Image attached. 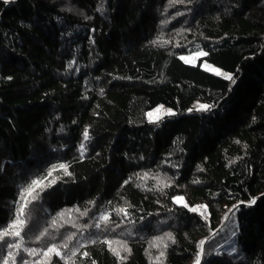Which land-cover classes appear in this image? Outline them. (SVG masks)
<instances>
[{"label": "trees", "instance_id": "obj_1", "mask_svg": "<svg viewBox=\"0 0 264 264\" xmlns=\"http://www.w3.org/2000/svg\"><path fill=\"white\" fill-rule=\"evenodd\" d=\"M197 51L209 55L180 59ZM196 101L214 107L196 111ZM158 105L175 115L149 122ZM85 128L92 139L81 157ZM57 163L69 164L72 177L54 172L56 183L26 209L27 247L60 244L75 232L70 247L86 244L76 264H193L205 240L201 264H264V0H0V222L14 218L20 188ZM125 201L135 224L81 227L102 211L120 223L112 209ZM184 203L206 205L203 217ZM62 210L72 211L57 216ZM165 233L175 242L164 237L157 261L153 238ZM105 237L128 241L126 260L101 243ZM6 253L0 247V257Z\"/></svg>", "mask_w": 264, "mask_h": 264}, {"label": "snow or ice", "instance_id": "obj_2", "mask_svg": "<svg viewBox=\"0 0 264 264\" xmlns=\"http://www.w3.org/2000/svg\"><path fill=\"white\" fill-rule=\"evenodd\" d=\"M10 0H3L4 4H8ZM184 3L185 0H169L170 4L174 3ZM188 2H191V0H188ZM97 11L103 12V3L97 8ZM177 15H183V13L177 12ZM219 18V17H217ZM85 19H90V17H85ZM162 23H167V21H162ZM209 55L208 52H202L197 51L196 55L192 56L191 59L185 56H181L180 59L183 60L185 63H192L193 61L199 59L200 57H207ZM75 61H70L69 66H71L72 63ZM206 71H212L216 76H222L225 80L230 81L231 84L236 83L235 77L228 72L221 71L220 68H213L212 65L205 63L204 65ZM9 80L12 79V77H8ZM103 91V89H101ZM214 105L209 104H202L198 103L197 107L195 108L196 111H209ZM164 111V113L168 116L175 115L173 110L171 108L164 109L163 105H159L157 108H155L153 111H150L146 113L149 122H158L161 119V111ZM189 112L193 111V109H188ZM92 139V137L89 134V131L87 128L83 131V140L79 145V153L81 157L85 154L87 151V145L85 142H88ZM141 159H143L141 157ZM175 167V165H173ZM70 165L67 163H57L52 164L46 171V175L40 176L37 178L32 179L26 186H22L19 190V201L15 204V213L14 218L9 217L7 222H0V242H4L3 244H0V247H4L6 245L7 253L3 257H0V264H53L52 257L56 256L59 258V261H63V264H76L75 257L77 255V252H79L81 249L86 247L85 243H79L78 247H70V243L74 237L76 236V233L73 232L70 235L66 236L64 240L57 244L55 242L48 244L45 248H35V247H27L24 245V237L22 236V232H24L26 226L29 223L26 209L28 206L33 202L37 201L40 198V193L43 192L45 189L52 187L56 183V179H50L53 177V173L57 171H62L65 176L72 177V173L69 171ZM149 173L145 172L143 174L141 173H134L133 176H135L137 179H144L147 177ZM133 176H129L127 180H124V184H128L130 180L133 179ZM153 179L157 180V183L159 184L161 182V178L159 176H154ZM198 182V181H197ZM171 185L168 182H163V188H168ZM151 190V189H149ZM162 190V189H161ZM173 199L179 204L184 200V197L182 196H176L173 197ZM110 203V202H109ZM240 203H243L241 201ZM256 199L253 198L248 201V204H255ZM89 205L96 204V201H89ZM185 208H188L190 212L197 213L203 217V212L201 209L206 208L207 206L204 204L196 205L195 207H189L187 203H184L182 205ZM132 207L131 204H129L127 201H125L124 206L114 208L112 211L117 213V215L121 216L120 223H116L115 221H112L111 215L112 213L110 211H102L100 212V215L96 218H94V224L92 225H82L81 227L84 229H87L88 227H95L96 229H103V231L108 230H114L116 227H120V224L127 221L129 224H135V220L131 219L132 213L129 211V209ZM237 205H233V208H236ZM71 212L72 210H62L60 213H57V216H63L65 212ZM76 212H80L79 208L75 209ZM231 211V210H230ZM81 215L87 216L89 215V209L86 207ZM141 220H143V217H140ZM225 219H227V216H225ZM50 226L56 231L58 235V228H57V221L56 218L53 217L51 220ZM63 225H60L62 227ZM75 227L76 225L73 224ZM49 233V228L45 227L43 231L39 233L35 237L36 240H41L42 237H44L46 234ZM132 231L128 230V235H132ZM232 235L235 236V231L232 232ZM14 237L17 238L16 242H7L5 238ZM164 237H167L168 240H171L173 243L175 242L174 237L171 233H165L164 236L160 237H154V241H158L159 243L154 244V247L160 248L158 256L155 257L157 261H160L161 258L165 257L166 253L163 249H166L168 247V243L165 241ZM57 236L53 235L52 240H56ZM97 242L96 239L89 238L87 243L95 245ZM102 244H106L108 247V250L115 256L117 259H119L121 262L127 259L126 255H123L122 253H130L131 248L128 245V241L124 239H109L105 237L104 240L101 241ZM205 240H201L198 245V250L195 253L193 264H201L202 258L206 255L205 249H204ZM115 245V247L113 246ZM68 249L69 252L65 253L64 250ZM237 249L233 247L231 249V252H236ZM21 253H26L27 258L21 255ZM70 253V254H69ZM82 255L84 257H88L89 253L87 251L82 252ZM29 258H35L32 259L31 262ZM91 264H96L95 260L91 261Z\"/></svg>", "mask_w": 264, "mask_h": 264}, {"label": "rangeland", "instance_id": "obj_3", "mask_svg": "<svg viewBox=\"0 0 264 264\" xmlns=\"http://www.w3.org/2000/svg\"><path fill=\"white\" fill-rule=\"evenodd\" d=\"M194 55H196V54H194ZM194 55H193V56H194ZM185 57H188L189 59H191L192 56H185ZM195 61H196V60H195ZM205 63L212 65L213 68H220V67H218V66H216V65H214V64H212V63H209V62H204L203 65H205ZM220 69H221V71H223V72H227V71L223 70L222 68H220ZM228 73H229V72H228ZM198 103H202V102H201V101H196L195 104H194V106L197 107V104H198ZM202 104H203V103H202ZM158 106H159V105H158ZM158 106L152 108L150 111H153V110H154L155 108H157ZM163 106H164V105H163ZM167 108H171V107L164 106V109H167ZM171 109L174 111L173 108H171ZM162 114H164V111H163V110L161 111L160 115H162ZM178 196H181V195H178ZM182 197H183V196H182ZM183 202H185V200H183L181 203H183Z\"/></svg>", "mask_w": 264, "mask_h": 264}, {"label": "bare ground", "instance_id": "obj_4", "mask_svg": "<svg viewBox=\"0 0 264 264\" xmlns=\"http://www.w3.org/2000/svg\"><path fill=\"white\" fill-rule=\"evenodd\" d=\"M163 219V218H162ZM167 221V220H166ZM166 224V223H165ZM165 229V228H164Z\"/></svg>", "mask_w": 264, "mask_h": 264}]
</instances>
